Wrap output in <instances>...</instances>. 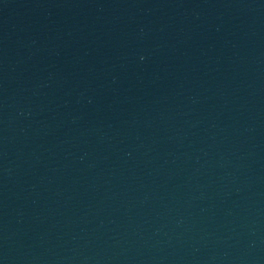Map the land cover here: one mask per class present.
Returning <instances> with one entry per match:
<instances>
[{
    "label": "water",
    "instance_id": "obj_1",
    "mask_svg": "<svg viewBox=\"0 0 264 264\" xmlns=\"http://www.w3.org/2000/svg\"><path fill=\"white\" fill-rule=\"evenodd\" d=\"M0 264H264V0H0Z\"/></svg>",
    "mask_w": 264,
    "mask_h": 264
},
{
    "label": "clouds",
    "instance_id": "obj_2",
    "mask_svg": "<svg viewBox=\"0 0 264 264\" xmlns=\"http://www.w3.org/2000/svg\"><path fill=\"white\" fill-rule=\"evenodd\" d=\"M143 58V57H142Z\"/></svg>",
    "mask_w": 264,
    "mask_h": 264
}]
</instances>
